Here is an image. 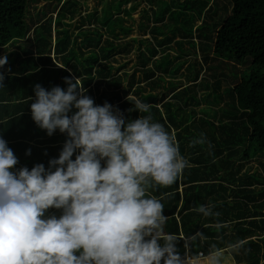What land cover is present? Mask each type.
<instances>
[{"label": "clouds", "instance_id": "obj_1", "mask_svg": "<svg viewBox=\"0 0 264 264\" xmlns=\"http://www.w3.org/2000/svg\"><path fill=\"white\" fill-rule=\"evenodd\" d=\"M6 62L0 57V68ZM3 81L0 73V87ZM63 82L65 88L34 84L29 105L48 136L57 130L66 136L47 167L17 168L0 136V264H186L178 237L163 231L164 205L145 194L150 184L172 185L188 166L174 137L150 114L130 119L108 101L95 104L71 74ZM133 110L148 113L149 106L137 100L126 111ZM206 143L211 155L203 134L189 146ZM196 211L214 215L203 204ZM194 236L203 238L199 231ZM242 246L238 239L225 247ZM224 259V249L210 245L196 264Z\"/></svg>", "mask_w": 264, "mask_h": 264}, {"label": "trees", "instance_id": "obj_2", "mask_svg": "<svg viewBox=\"0 0 264 264\" xmlns=\"http://www.w3.org/2000/svg\"><path fill=\"white\" fill-rule=\"evenodd\" d=\"M28 1L0 0V50L26 38ZM43 1L61 6L69 1L76 3L75 0ZM230 2L231 14L215 31L213 52L234 63H241L251 56L252 66L249 75L233 87L238 113L245 115L244 129L229 128L232 122L224 124L221 129L227 135L220 141L226 145L224 147H245L242 154L237 155L241 160H249L264 153V0ZM203 11L210 12L211 6L207 3ZM115 19L114 23H110V28L121 21L119 17ZM55 26L53 36L50 22L40 24V28L33 31L37 38L36 50L22 49L20 55L17 54L10 63L6 62L0 68V73L4 75V87H0V130H4V134L0 133V136L13 146L34 140H40L39 145L63 146L65 134L57 130L48 136L31 119L29 105L31 97L34 98V84L39 83L45 89L54 85L65 88L63 77L71 74L77 77V82L87 90L86 94L95 104L102 105L108 101L118 107L125 118L130 119L150 114L153 122L161 123L174 137L188 166L172 185L161 187L150 184L145 194L156 196L164 205L163 214L167 219L163 231L178 237L181 256L195 259L199 253L205 256L210 245L223 248L225 252L231 251L225 246L239 239L243 241L242 248L239 252L231 251L236 264H259L264 259V171L263 175L247 170L241 173L242 166H237L235 154L222 153V148L217 146L211 148L209 155V150L204 151L203 145L189 146L197 135L187 127V122L178 118L175 120L168 110L161 112L158 106L163 102L158 101L152 92L143 91L144 88L135 82L136 70L131 75L119 74L121 67L115 68L109 64L100 65L97 70V65L108 62L118 49V44L111 37L104 40L101 52L89 53L77 46V37L62 28L59 18L55 20ZM122 31H125L123 26ZM92 32L101 39L98 31ZM152 52L155 54V50ZM0 57H7L8 61L11 54L1 56L0 52ZM142 66L145 70L144 81L156 83L158 77L155 71ZM112 71L116 73L112 75ZM137 100L149 106L148 113L126 111ZM174 127L176 131L173 134L171 129ZM187 132L189 135H186ZM215 142L220 144L216 139ZM201 204L210 206L214 215L205 217L197 212L196 207ZM48 211L59 214L56 209ZM198 231L203 238L194 236Z\"/></svg>", "mask_w": 264, "mask_h": 264}, {"label": "rangeland", "instance_id": "obj_3", "mask_svg": "<svg viewBox=\"0 0 264 264\" xmlns=\"http://www.w3.org/2000/svg\"><path fill=\"white\" fill-rule=\"evenodd\" d=\"M75 1V4L69 1L61 6L46 4L43 0H29L25 15L26 38L1 49V55L11 54L14 58L20 55L22 49L34 52L37 48L34 29L50 22L54 36L57 18L63 29H68L73 32V37H77V46L89 53L101 52L104 40L111 37L118 44V49L108 62L97 65V70L100 65L108 64L115 68L120 66L122 71L119 74L131 75L136 70L135 82L144 88L143 91L152 92L158 101L163 102L162 106H158L162 113L168 110L175 120L178 118L187 122V127L197 138L203 134L212 148L218 146L222 148V153L235 154L237 166H242L241 173L247 170L263 175L264 153L241 160L237 154H242L245 147H224L226 145L220 141L227 135L221 129L222 125L232 122L229 128L244 129L245 115L238 113L233 87L249 75L252 66L251 56L241 63H234L213 52L215 31L231 14L230 0ZM207 3L211 6L210 12L203 11ZM116 17L121 21L110 28ZM203 21L205 23L201 26ZM92 30L98 31L101 39ZM175 40L178 42L174 43ZM166 54L168 56L164 57ZM176 55L179 57H174ZM142 65L155 71L158 77L156 83L144 81ZM115 73L112 71L111 74ZM96 75L99 73L96 72ZM171 131L174 134L176 128ZM186 135H189L188 132ZM215 139L220 144H216ZM203 148L208 150L207 143ZM231 256V251L225 252L224 264ZM230 262L232 264V260Z\"/></svg>", "mask_w": 264, "mask_h": 264}, {"label": "crops", "instance_id": "obj_4", "mask_svg": "<svg viewBox=\"0 0 264 264\" xmlns=\"http://www.w3.org/2000/svg\"><path fill=\"white\" fill-rule=\"evenodd\" d=\"M142 7H143V5L140 6V8H142ZM198 24H200V22ZM175 41H174V43H175ZM9 55H7V56H9ZM1 56H3V55H1ZM14 58H12V56L9 57L7 63H10ZM9 60H10V62H9ZM0 115H1V110H0ZM0 133L1 134H4V130H0ZM39 141L40 140H34L32 142L30 141V142H28L26 144H23V145L20 144V145H14V146L12 145V143L10 141L7 143L8 146L11 148V150L16 155V157L18 158V161L19 162L16 165L17 168H19L20 166L30 167V166H33L36 163H43L47 167L48 160L50 158H54V157H57L58 156L59 151L62 148V145L61 144H53V145L45 144V145H39L38 144ZM27 149H30L31 150L30 155H26L25 154V152H26ZM74 157H75V154H74L73 158ZM194 260H196V259H194ZM226 260L228 261L227 264H231V262H230L231 260H232V264H235L236 263L235 260H234L233 254L231 256V259H229L227 257ZM186 264H196V261L194 263H192V262L189 263L188 261H186Z\"/></svg>", "mask_w": 264, "mask_h": 264}, {"label": "built area", "instance_id": "obj_5", "mask_svg": "<svg viewBox=\"0 0 264 264\" xmlns=\"http://www.w3.org/2000/svg\"><path fill=\"white\" fill-rule=\"evenodd\" d=\"M199 257H203V254H202V253H199ZM186 260H194V259L191 258V257H189V256H187V257H186Z\"/></svg>", "mask_w": 264, "mask_h": 264}, {"label": "bare ground", "instance_id": "obj_6", "mask_svg": "<svg viewBox=\"0 0 264 264\" xmlns=\"http://www.w3.org/2000/svg\"><path fill=\"white\" fill-rule=\"evenodd\" d=\"M188 262H191L192 260H187Z\"/></svg>", "mask_w": 264, "mask_h": 264}]
</instances>
